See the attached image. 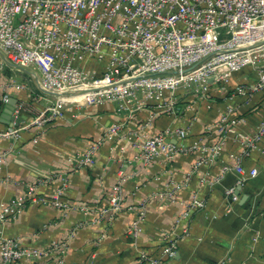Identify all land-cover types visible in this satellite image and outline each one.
<instances>
[{
    "label": "built area",
    "instance_id": "1",
    "mask_svg": "<svg viewBox=\"0 0 264 264\" xmlns=\"http://www.w3.org/2000/svg\"><path fill=\"white\" fill-rule=\"evenodd\" d=\"M243 68L249 70L242 80L232 78ZM8 89L25 90L28 95L51 94L52 99L29 122L15 124L29 104L14 98L12 119L0 129V137L10 142L7 150L21 129L30 125L44 129L65 108L106 104L119 118L76 152L75 167L90 164L103 140L128 142L135 148L134 160L142 165L155 161L164 171L177 155L194 154L182 183L168 176L157 194L172 202L181 185L193 176L198 187L210 188L233 172V183L221 194L222 212L232 210L237 201L235 184L257 172L255 165L246 166L245 159L251 153L264 158V0H0V106L10 97ZM213 92L242 99L228 102L206 126L207 131L216 130L215 139L184 142L194 104L209 109ZM252 95L251 105L261 115L248 130L235 131L242 118L237 112ZM142 111L146 115L137 120V112ZM185 111L189 112L186 122L146 131L156 115L184 118ZM229 138L239 144L231 154L232 162L217 160L220 145ZM211 163L217 165L216 170L208 169ZM203 165L208 166L201 172ZM161 178V173L154 176ZM66 184L61 177L49 195L39 193L37 183L28 184L23 192L0 202V222L13 218L26 200L66 209L68 203L60 197ZM196 189L188 200L179 201L173 226L157 230L155 251L152 247L138 250L141 264H167L174 257L178 239L188 233L184 220L205 206ZM120 199L115 183L107 208L100 212L118 210ZM142 201L129 228L133 238L143 218ZM63 247L64 242L24 246L16 236L2 235L0 264L31 262Z\"/></svg>",
    "mask_w": 264,
    "mask_h": 264
},
{
    "label": "crops",
    "instance_id": "2",
    "mask_svg": "<svg viewBox=\"0 0 264 264\" xmlns=\"http://www.w3.org/2000/svg\"><path fill=\"white\" fill-rule=\"evenodd\" d=\"M248 70L243 68L232 78L242 80ZM8 94L25 99L29 104V109L20 114V123L29 122L52 99L51 94L28 95L25 90L8 89ZM209 97L214 102L209 109L194 104V118L184 142L194 138L205 142L215 139L216 130L207 131L206 126H210L228 102L237 103L242 99L238 95L223 98L219 92H213ZM254 97L252 95L237 112L242 118L235 131L248 130L260 117V110L251 105ZM3 107L0 106V113ZM137 114V120L146 115L144 111ZM183 114L184 118L158 114L146 131L184 123L189 119V112ZM115 117L119 118L109 105L80 104L74 109L65 108L62 115L47 122L44 129L34 125L21 129L9 150L10 142L0 137V153L4 152L0 159V179L3 178L0 202L23 192L28 184L37 183V191L49 195L61 177L67 181L60 196L68 203L66 209L26 200L13 218L0 222V236H16L24 246L45 247L64 242L63 250H53L50 255L31 262L11 264H141L138 250L152 247L155 251L157 230L173 226L181 208L179 201L188 200L190 193L198 187L196 178L193 176L184 182L172 202L164 201L157 191L168 176L182 183V176L195 158L194 154L177 155L164 171L155 161L142 165L139 160H134L135 148L128 142L103 140L93 152L90 164L74 166L76 152L98 138ZM8 124L0 120V129ZM33 137L35 141H32ZM238 148V140L229 138L220 145L217 160L232 162L231 154ZM216 164L203 165L199 170L202 172L208 166L214 171ZM245 164L255 165L257 172L247 176L241 184H235L237 201L232 210L222 212L221 194L225 186L233 183V172H227L213 187L204 184L196 189L205 206L190 212L184 220L189 224L188 233L178 239L176 253L167 264H263L264 158L251 153ZM157 173H161L160 180L154 179ZM115 183L119 184L121 206L116 211L101 213L100 209L108 206L107 197ZM141 201L143 218L133 238L129 228ZM108 214H111L109 218Z\"/></svg>",
    "mask_w": 264,
    "mask_h": 264
},
{
    "label": "water",
    "instance_id": "3",
    "mask_svg": "<svg viewBox=\"0 0 264 264\" xmlns=\"http://www.w3.org/2000/svg\"><path fill=\"white\" fill-rule=\"evenodd\" d=\"M14 98L13 97H9L7 102L5 103L1 113H0V120H2L3 122L8 123L9 120L12 119V116L10 115V111L12 108V104H13ZM18 121H20V116H17L15 118V124L18 123Z\"/></svg>",
    "mask_w": 264,
    "mask_h": 264
}]
</instances>
